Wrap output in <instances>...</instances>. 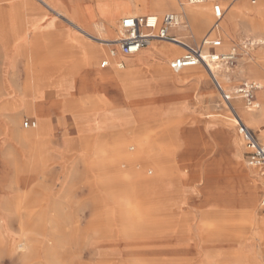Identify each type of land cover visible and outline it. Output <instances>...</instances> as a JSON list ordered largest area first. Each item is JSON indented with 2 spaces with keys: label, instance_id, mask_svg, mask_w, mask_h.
Wrapping results in <instances>:
<instances>
[{
  "label": "rangeland",
  "instance_id": "obj_1",
  "mask_svg": "<svg viewBox=\"0 0 264 264\" xmlns=\"http://www.w3.org/2000/svg\"><path fill=\"white\" fill-rule=\"evenodd\" d=\"M4 1L7 4L0 12L13 18L0 24V43L6 51L14 50V62L19 60L10 71H5L0 61L1 95L10 85L22 90L37 106L9 113L0 99V264H174L176 257L185 259L186 254L197 262L208 258L211 264L216 257L222 264H244L248 256L237 241L238 231L248 223L250 227L252 221L244 213L251 207L244 205L240 192L252 177L259 183L262 180L255 203L258 216L264 217L259 202L264 192V168L248 165L242 137V152L234 148L238 132L227 106L233 103L261 112L264 121V29L255 31L250 25L264 21V5L252 6L249 0H204L202 5L189 6L187 0H175V10H167L180 13L184 9L183 17L189 8L209 14V27L200 26L198 32L188 25L173 32L183 43L198 46L213 27L212 5L230 4V13L220 21L226 34L208 39L221 41L217 54L232 50L236 54L234 64L222 65L216 78L232 97L229 103L202 69L179 72L203 77L178 82L169 62L184 50L176 48L178 54L173 55L170 48L174 47L159 41L139 55H118L115 61L121 59L125 69H117L115 61L110 64L111 71L102 69L110 71L114 79L118 73H130L132 98L125 102L110 77L91 78L83 63L87 47L77 39L81 47L71 41L70 37L76 38L73 30L70 37L55 39L52 45L59 54L54 60L55 48L40 44L48 37L28 29L24 5L29 1ZM183 2L186 5L180 7ZM104 3L86 0L84 12L94 35L110 40L116 35L112 36L103 22L106 9L100 8ZM121 19H117L118 24ZM95 25L98 28L94 29ZM181 25H187L185 18ZM83 40L104 54L93 63L94 69H100L103 57L112 58L113 46ZM253 41L259 44L247 45ZM154 45L168 56L151 54ZM32 68L43 88L34 84ZM81 69L89 79L83 84L78 83ZM26 70L32 78L28 81ZM161 74L168 76L162 79ZM246 82L260 86L254 92L259 104L256 109L247 107L242 96L235 94ZM82 85L88 86L85 92L92 95L80 92ZM52 86L60 101L47 95L45 90ZM96 89L98 97L93 96ZM88 97L96 101L98 110L84 105ZM119 114L133 122L117 118ZM138 115L148 118L137 121ZM25 122H29L27 127ZM247 128L257 142L264 143L258 137L259 129ZM32 130H36L33 139L20 143L17 137ZM119 140L126 146L142 141V154L131 162L123 161L115 151ZM174 223L178 225L175 233Z\"/></svg>",
  "mask_w": 264,
  "mask_h": 264
},
{
  "label": "bare ground",
  "instance_id": "obj_2",
  "mask_svg": "<svg viewBox=\"0 0 264 264\" xmlns=\"http://www.w3.org/2000/svg\"><path fill=\"white\" fill-rule=\"evenodd\" d=\"M1 1H4V0H1ZM98 1H101V0H91L92 3H95ZM102 1H106V3H104L103 6L100 8V10L106 9V11H103L102 19H103V22L105 23L106 29H108L109 33L112 36L116 35V36H114V39H110V40L105 39V38L101 39L102 37L99 38L100 36L98 37V36L94 35L93 29H91L87 23L86 14L84 12V9L86 7V0H77V1L76 0H69V3H67V4L63 3L62 0H52V2H50L49 4H46V5L48 6V8L51 9V11H53L55 13V15L57 17H59V18L61 17V18L65 19L66 23L68 24V27L70 28V30H73L75 32L77 40L80 41L83 46L87 47L85 40H83V38L87 39L89 41H92V40L96 41L97 40L99 42V44L102 46H113L114 48L111 49V51H113L115 49V46H114L115 43L114 42L118 41L121 37H123V33H122L123 30L120 28V24L117 23V19L115 18V15L116 16L120 15L121 18L123 19L125 17L138 16L140 14L145 15V13H143V12L147 11V12L154 14L156 17H158L162 13L167 12V10H175V8H174L175 7V0H102ZM120 3H123L124 5L122 7H118V5ZM202 3H204V2H202ZM184 4L186 5V3H184V2L182 4H180V7L184 6ZM187 4H189V3H187ZM199 5H202V4H199ZM262 5H264V0H256V2L254 4V6H262ZM189 6H195V5L189 4ZM44 7L46 9V6H44ZM186 9H188V8H186ZM3 10H4V6H3ZM182 11H184V9ZM176 14L179 18V23L176 26L177 32L183 31L185 28L188 27V25H191L192 27H194V29H196V31L199 32L202 29L200 26L209 27V25L211 23L209 14H206L205 12H201L199 9H196V8L195 9L189 8L188 10H185V17H183L184 14H182V12L181 13L176 12ZM7 16H8V14H6L4 11L0 12V24L1 25H2V23L7 22V20H6L7 18L8 19L10 18V15H9V17H7ZM12 18H11V20L9 19L11 22H12ZM160 18H162V17H158V19H160ZM184 18H185V21L187 24L186 26L181 25V21L184 20ZM9 20H8V22H9ZM263 22L262 23H256V24L250 22V25H251L252 29L256 31V29H264V23ZM10 25H9V28L11 31H13L12 29L14 27L11 29ZM217 26H218L217 27V33L227 32L225 26H223L222 23H220V25H217ZM96 28H98L97 25L94 26V29H96ZM115 28L120 29V31H118ZM28 29H31V30L37 29L39 31V33H42V35H44V36H46V34L48 35V33H46L45 31H42V29H40L39 26L37 27L36 24L28 26ZM1 32H4V34H6V28L4 29L2 27ZM96 32L98 33L97 30H96ZM217 33H216V30H211L209 35H206V36L212 37V35L215 36ZM66 36H64V37H66ZM180 37L181 36H179V38H175V41H173V42H169V41L166 42V43H170L172 45V47H174V48H170V51L173 52V55L178 54V52L176 51V48H179L180 50H184V45H188L186 43H183L181 41L182 39ZM60 39H61V37L56 36L57 41H60ZM4 40L6 41L5 38H4ZM7 40H8V38H7ZM152 42H154V41H151L148 44V47H150V44ZM261 42H262L261 44H264V41H261ZM253 43L259 44L258 41L257 42L253 41ZM4 47L6 48V45H4ZM152 47H153L154 51L151 49L150 50L151 54H154V55H157L160 57L168 56L167 53H165L159 49H156L155 45ZM145 49L146 48H144V50ZM142 50L143 49L138 51V53L142 52ZM111 51H110V53H111ZM221 53L226 54V53L220 52V54ZM82 54H83V63L86 66L88 73L92 76L91 77L92 79L97 80V79H99L98 77H100V75L106 76L105 78L110 77L112 82H114L115 87H119L120 90L123 91V92L120 91V95L122 96L123 101L126 102L128 99L132 98V94L130 93V88L133 86V82H132V77L130 76V73H127V72L118 73V75L114 79L111 77L112 73L110 74V71H111L110 69H109L110 70L109 72H104L101 69H97V70L94 69L93 63L95 61H97V59L100 58L101 56H104V54L101 55V52H99V50H97L96 48L90 47L88 45V48H85L84 52ZM119 54L120 53L115 54V56L110 55L112 58L111 59L108 58V64H112V62L115 61V58L118 57ZM117 61H115L116 68L117 69L118 68L119 69H125L126 66L123 65L124 67L121 68V62H117ZM132 61H135V60H132ZM254 61H256V60H254ZM257 63L255 65H257ZM134 64H135V62H134ZM222 65L220 63H216V64L210 63L209 64V67H210L209 70L205 66L198 65L196 67L186 68V69L182 70L181 72H183V71L186 72L187 70H191V69H202L209 76V78L214 81L216 86L218 84V87H220L222 90V89H225V86L220 85L218 82V79H216L218 77L217 72L220 70V68L223 67ZM114 68H115V66H114ZM263 71H264V69H263ZM162 72L163 71H161V73ZM229 72L226 73L228 76H230ZM250 72H252V71H250ZM177 74L178 75H177L176 80H178V82H181V83H186V81H189L191 78L198 80L201 77H203L202 75L200 77V76H193V75H187V74L186 75H184V74L179 75V73H177ZM161 76H162L161 78L163 79V77L168 76V74H161ZM65 77H66V75H65ZM101 82H103V81H101ZM114 85H112V86H114ZM255 85L257 86V88H260L259 85H257V84H255ZM109 86H111V85H109ZM87 87L88 86L85 87L84 85H82V86H80L79 90H84V92H85L88 89ZM8 89L9 90L6 91V93H3L2 95H1V91H0V98L4 99L7 103L5 105V110L7 112L11 113L15 109H18V110L19 109H21V110H27V109L32 110L33 108L36 109V106H37L36 103L32 102V100L30 98H27L26 94H23L22 92L20 93L18 91H15L13 88H10V87ZM79 90L77 89V91H79ZM2 91H4V90H2ZM94 92L96 94V97H98V95L100 93L98 91V89H96ZM86 93H89V92L87 91ZM28 97H29V95H28ZM33 97H34V95H33ZM85 101H84V105L88 109L98 110L99 106L97 105L96 101H90L89 97L86 98ZM255 105H256V108H258L259 104H257V101L255 102ZM113 107H114V104L112 103L111 108L113 109ZM227 109H228L229 114L232 115V121H233L234 126L237 125V123H243L246 128L249 127V128H253L255 130L259 129V131L261 133L259 134L258 137H260L261 139H264V129L261 128V127H264V121H263V115L261 112L255 113V112H253L254 110L250 111V110L243 108V107L240 108L238 106H234L233 103L230 106H227ZM119 117H123V119L126 122H131V121L133 122V120L129 116L119 114L117 116V118H119ZM140 118L142 120H144L145 118L147 119L148 117H145L143 115H138L135 120L142 121V120H139ZM35 133H36V130H32L26 134L19 135L17 138H18L20 143L28 144V142L33 139L32 137L35 136L34 135ZM240 142L242 143V140L240 139V136L238 134V137L235 138L233 141V146L238 151V153L242 152ZM142 143H143L142 141H136L135 145L126 146L124 140H119L116 143L115 151H116V153L118 152L122 156L123 161L131 162L134 158H136L135 156L142 154V151L144 148ZM130 151H132L133 154L129 153ZM137 175H138V173H136V176ZM138 176L141 178V177H143V174L140 173ZM261 183H262V180H261ZM261 183H259L257 180H255V178L252 177L250 184H248L246 182L243 183V188H242V191L240 192V198H242L244 205L247 206L248 208L251 207L250 210H246L244 213L246 214L248 219L251 218L249 220L252 221L250 227L248 226L249 225V223H248L247 226H244V228H239V231H238L237 241L242 243L243 247L246 248V253L248 256V259H247V261L244 262V264H264V217L260 218L258 216V214H257L258 208L256 207V203H255V195L257 193V190L260 189ZM175 214H177L176 211L173 212V215H175ZM177 226H178L177 224H175V223L173 224V232L174 233H175V229ZM247 229H250V230L247 231ZM18 245L20 248L24 247L23 243H19ZM93 251H94V249H93ZM176 253H178V252H176ZM184 257H185V259L176 257V259H174V261H173L174 264H209L207 262L208 258L206 259V261H204V259H201V260H198L199 262H197L194 258H188L187 254ZM213 259H215L214 263H211V264H222L219 261H216V259H217L216 257H213Z\"/></svg>",
  "mask_w": 264,
  "mask_h": 264
},
{
  "label": "built area",
  "instance_id": "obj_3",
  "mask_svg": "<svg viewBox=\"0 0 264 264\" xmlns=\"http://www.w3.org/2000/svg\"><path fill=\"white\" fill-rule=\"evenodd\" d=\"M39 4L45 5V0H35ZM191 5H199L204 2V0H187ZM227 3H233L236 0H224ZM213 17L216 21H219L223 16V9L219 4L212 5ZM179 18L177 14L169 13L162 18L158 19L155 15L149 16H131L125 17L120 20V28L124 32V36L118 41H115V49L111 51L110 55L115 56V54L120 53L124 57H131L137 54L141 49L147 48L151 41L159 42H173L175 38L169 36V29L174 28L178 25ZM247 45H257V43H250ZM204 45H211L213 47L219 46L217 42H203ZM264 45V44H262ZM236 59L235 51L227 54H214L208 53L202 50V48L191 47L189 45H184V53L173 59L170 62V68L173 72L177 73L189 67H196L198 65L205 66L208 70L210 69L209 64L220 63L221 65L234 64ZM124 64L121 63V68ZM218 86V84H217ZM220 96L226 103L232 100V97L226 94L220 87ZM258 88L254 83H243L237 88L235 94L242 96L247 107L255 108V96L254 92ZM29 122H25L27 127ZM237 132L244 142L247 151V163L251 167L264 168V144L258 143L252 132L245 127L243 123H237ZM260 210L264 216V192L262 193L260 199Z\"/></svg>",
  "mask_w": 264,
  "mask_h": 264
},
{
  "label": "crops",
  "instance_id": "obj_4",
  "mask_svg": "<svg viewBox=\"0 0 264 264\" xmlns=\"http://www.w3.org/2000/svg\"><path fill=\"white\" fill-rule=\"evenodd\" d=\"M9 1H11V0H9ZM12 1H15V0H12ZM18 1H20V0H17V2ZM28 1H29L28 4H25L26 6L24 5V13L26 14L25 17H26L28 25L31 26V25H35L36 24L37 27L39 26V28L42 29V31H45L46 33H48V35L46 34V37H48V38L45 39V42H43V43L41 42L40 43L41 45L45 44V45H48L49 47L51 46L52 48H55V46H53L52 44L54 42L56 43V40H55L56 36L64 38V36L67 35L68 37H70L69 36L70 28L68 27V24L66 23L65 19L61 18V17L60 18L57 17L55 15V13L53 11H51L50 8H48V6L46 5V1H45V5H44V6H46V9H45V7H43V4L41 5L38 2H36L35 0H28ZM49 1L51 2V0H48L47 2H49ZM62 2L67 4V3H69V0H62ZM255 2H256V0H249V4L252 5V6H254ZM3 5H6V2L0 0V8L3 7ZM220 6L223 9V16L221 17V19L219 21L215 20V18L213 17L212 10H211V16H212V20H213L214 24L212 25L213 27L210 29V31L211 30H217V27H218L217 25L220 23V21L224 18L225 15L230 13V4H225L224 6H222L220 4ZM29 8H30V13L31 14L29 13ZM143 13H145V15L140 14L139 16L152 15V13H149L147 11H145ZM169 13L176 14V12H174V11H169V12L167 11V13L163 14V16H165V15H167ZM182 14H183V11H182ZM115 18L118 19V18H121V17H120V15H118V16L115 15ZM173 32H177L176 31V27L169 29L168 33H169V36H171L173 38L177 37V36H175L173 34ZM216 33H217V31H216ZM223 34H226V33L224 32ZM216 35H215V37H216ZM209 38H210L209 36H205V38L201 42V45H198V46L189 45V46L202 48V50H204L205 52L217 54L216 50L221 47L222 43H221V41L219 39H217V40L216 39L208 40ZM70 39H71L72 42H73V39H74L75 44L77 43L76 42L77 37L76 38H75V36H74V38L70 37ZM208 41L209 42H217L219 44V46L213 47L211 45H204L203 44V42H208ZM40 44H37V45H40ZM76 45L81 47L80 44H76ZM86 46L88 48V45H86ZM54 50L56 51V56L54 58L52 56V58L54 60H58V57H57V54H59L58 48H55ZM0 51L2 52V53H0V54H2V55H0V61H2L3 67L5 68V71L15 70V68H16L15 67V65H16L15 63L19 60V57L16 58V60L14 62V59H13L14 50L13 51H10V50L6 51V50H4L3 45L0 43ZM3 52L5 53L4 57H3ZM119 56H120V58L124 57L121 54H119ZM2 57H3V59H2ZM118 62H121L122 64L126 65L121 59H119ZM170 62H169V67H170ZM99 65L101 67L100 68L101 70L102 69H106V68H108V69L110 68V64H108V60L106 58H104V57L100 61ZM32 69H33V74H34L33 78H34V81H36L34 84L38 85V87H40V88H43V87H41V86H43L42 82H39L40 84H38V80H37L38 76L36 74L35 69L34 68H32ZM170 70H171V68H170ZM181 71H179V72H181ZM179 72H177V73H179ZM173 73H175V72H173ZM177 73H175V74H177ZM13 76H14V74H13ZM26 76H27V81L32 79L31 76L28 75V70H26ZM81 77H83V78L81 79ZM88 81H89V79H88V76H87L85 70L81 69L80 70V79L78 80V83L83 84V82H88ZM44 85H47V84H44ZM9 87L13 88L15 91H18L20 93L22 91V90H19L18 88H14L13 86H10V85H9ZM52 88H53V86L51 88H48L47 90H45L46 93H48L47 95H53V97L55 96L56 100L60 101L61 100L60 98H56V96L60 95V94L55 93V89H52ZM52 91L54 92L53 94L51 93ZM83 91L84 90H81L80 92L84 93ZM77 92H79V91H77ZM86 94L92 95L91 93H86ZM93 96H96V95H93ZM0 99H1V101L4 102L5 105L7 104L4 99H2V98H0ZM52 100H54V99H52ZM64 100H65V98H64ZM17 110L18 109H15L14 111H17ZM51 115H54L53 111L51 112ZM262 144H264V143H262Z\"/></svg>",
  "mask_w": 264,
  "mask_h": 264
}]
</instances>
